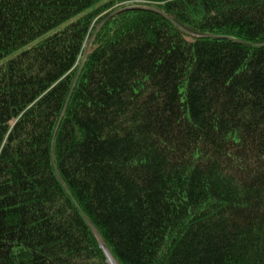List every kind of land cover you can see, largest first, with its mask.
<instances>
[{
    "label": "trees",
    "instance_id": "1",
    "mask_svg": "<svg viewBox=\"0 0 264 264\" xmlns=\"http://www.w3.org/2000/svg\"><path fill=\"white\" fill-rule=\"evenodd\" d=\"M264 264V0H0V264Z\"/></svg>",
    "mask_w": 264,
    "mask_h": 264
},
{
    "label": "water",
    "instance_id": "2",
    "mask_svg": "<svg viewBox=\"0 0 264 264\" xmlns=\"http://www.w3.org/2000/svg\"><path fill=\"white\" fill-rule=\"evenodd\" d=\"M101 247L105 251V254H106V256H107L108 261L110 262V264H117L115 262V260L113 259V257L111 256L110 252L107 250L106 246L104 244H101Z\"/></svg>",
    "mask_w": 264,
    "mask_h": 264
}]
</instances>
